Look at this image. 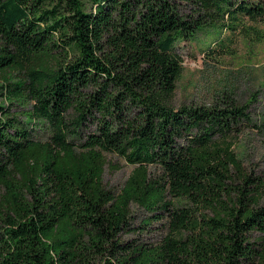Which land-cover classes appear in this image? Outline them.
<instances>
[{
    "label": "trees",
    "instance_id": "1",
    "mask_svg": "<svg viewBox=\"0 0 264 264\" xmlns=\"http://www.w3.org/2000/svg\"><path fill=\"white\" fill-rule=\"evenodd\" d=\"M242 16L264 0H0V264H264V182L229 140L248 106L172 102L177 43ZM133 204L158 244L122 240Z\"/></svg>",
    "mask_w": 264,
    "mask_h": 264
},
{
    "label": "rangeland",
    "instance_id": "2",
    "mask_svg": "<svg viewBox=\"0 0 264 264\" xmlns=\"http://www.w3.org/2000/svg\"><path fill=\"white\" fill-rule=\"evenodd\" d=\"M176 51L182 58L183 70L173 104L212 105L227 99L246 104L251 119L240 124L229 140L244 172L264 182V18L242 16L234 29L207 27L195 38L177 43ZM39 135L48 140L49 132L40 130ZM107 161L103 182L118 194L132 166L114 154H108ZM168 233L165 218L158 220L133 204L122 240L156 245Z\"/></svg>",
    "mask_w": 264,
    "mask_h": 264
}]
</instances>
